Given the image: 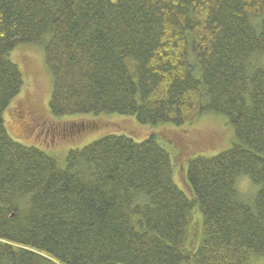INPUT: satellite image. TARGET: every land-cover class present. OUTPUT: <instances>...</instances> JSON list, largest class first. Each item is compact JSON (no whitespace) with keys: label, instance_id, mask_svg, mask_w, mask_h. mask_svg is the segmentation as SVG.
<instances>
[{"label":"trees","instance_id":"obj_1","mask_svg":"<svg viewBox=\"0 0 264 264\" xmlns=\"http://www.w3.org/2000/svg\"><path fill=\"white\" fill-rule=\"evenodd\" d=\"M22 44L44 52L56 117H222L233 140L186 156L183 186L157 133L62 159L20 142L4 113ZM0 264H264V0H0Z\"/></svg>","mask_w":264,"mask_h":264},{"label":"rangeland","instance_id":"obj_2","mask_svg":"<svg viewBox=\"0 0 264 264\" xmlns=\"http://www.w3.org/2000/svg\"><path fill=\"white\" fill-rule=\"evenodd\" d=\"M10 57L21 67L24 83L20 94L4 113L8 130L20 142L55 151L59 159L65 156L69 147L89 143L108 133L125 132L138 139L157 133L169 142L172 154L175 155L174 178L183 186L182 172L186 156L197 153L213 154L212 152L229 146L233 140V131L222 117H200L194 122L182 125H148L140 123L134 116L119 113L56 117L48 106L52 77L41 47L22 44L10 53ZM22 103L28 104L30 108L22 106L21 109ZM30 111L32 115L29 117L27 113L30 114ZM43 119L45 122H42ZM57 127H61V133L53 136L52 128ZM180 164L183 165L182 168ZM247 179L242 177L239 182L244 194L250 193L253 188Z\"/></svg>","mask_w":264,"mask_h":264}]
</instances>
